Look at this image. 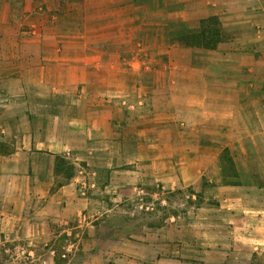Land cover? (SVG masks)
Wrapping results in <instances>:
<instances>
[{"label": "crops", "instance_id": "0c3cea01", "mask_svg": "<svg viewBox=\"0 0 264 264\" xmlns=\"http://www.w3.org/2000/svg\"><path fill=\"white\" fill-rule=\"evenodd\" d=\"M184 189L157 223L124 210ZM8 238L45 264H264V0H0Z\"/></svg>", "mask_w": 264, "mask_h": 264}, {"label": "rangeland", "instance_id": "374dc122", "mask_svg": "<svg viewBox=\"0 0 264 264\" xmlns=\"http://www.w3.org/2000/svg\"><path fill=\"white\" fill-rule=\"evenodd\" d=\"M188 196L186 189L164 195V202L147 196L143 201L145 203L143 208L136 205H125L124 210L132 212V215L138 221H141L144 216L143 213H146L144 218L147 222L157 223L172 214L185 212L190 206V198ZM59 258L61 262L62 256H59ZM44 261H46L44 251L29 245L27 241L22 239L12 240L11 238L7 240L0 239V264H45ZM247 262V259H242L241 264H247Z\"/></svg>", "mask_w": 264, "mask_h": 264}, {"label": "trees", "instance_id": "16d2710c", "mask_svg": "<svg viewBox=\"0 0 264 264\" xmlns=\"http://www.w3.org/2000/svg\"><path fill=\"white\" fill-rule=\"evenodd\" d=\"M216 34V33H215ZM215 41V37L213 36L212 38H211V42L213 43Z\"/></svg>", "mask_w": 264, "mask_h": 264}]
</instances>
